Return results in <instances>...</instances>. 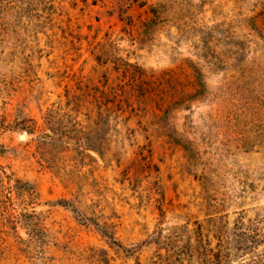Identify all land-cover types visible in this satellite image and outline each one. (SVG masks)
I'll list each match as a JSON object with an SVG mask.
<instances>
[{
  "label": "rangeland",
  "instance_id": "rangeland-1",
  "mask_svg": "<svg viewBox=\"0 0 264 264\" xmlns=\"http://www.w3.org/2000/svg\"><path fill=\"white\" fill-rule=\"evenodd\" d=\"M257 235L264 0H0V264H243Z\"/></svg>",
  "mask_w": 264,
  "mask_h": 264
},
{
  "label": "trees",
  "instance_id": "trees-1",
  "mask_svg": "<svg viewBox=\"0 0 264 264\" xmlns=\"http://www.w3.org/2000/svg\"><path fill=\"white\" fill-rule=\"evenodd\" d=\"M264 239L263 236L257 235L252 236L248 243L256 248V245H260V241ZM252 248V247H251ZM243 264H264V250L260 252L258 255H254L250 258L249 262H244Z\"/></svg>",
  "mask_w": 264,
  "mask_h": 264
}]
</instances>
